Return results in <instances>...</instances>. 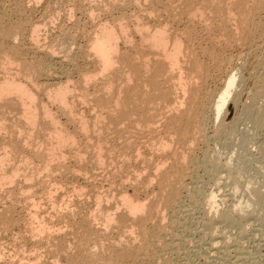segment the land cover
<instances>
[{"label": "bare ground", "instance_id": "bare-ground-1", "mask_svg": "<svg viewBox=\"0 0 264 264\" xmlns=\"http://www.w3.org/2000/svg\"><path fill=\"white\" fill-rule=\"evenodd\" d=\"M37 2H40L38 4L40 6V0H0V71L3 70L2 74L5 72L0 78V122L5 123L3 125L5 126L7 122L14 121V117L17 119L13 128L12 125H8L9 128H0V135L2 130L11 133L9 139L8 136L2 138L0 147L2 149L4 147V150L12 147L10 151L13 150L12 152L17 154L20 152V144L26 148H37L34 149V156L31 159L30 156L27 157L28 152H26L27 158L19 160L21 162L18 163L19 165L12 161V152L0 154V190L7 185L5 191L7 188L10 189V186L12 189L15 185L13 182L16 183L15 180H19V177L25 178L24 184L28 180V187H31L30 183L35 181V177L39 179L38 176H42L40 173L44 172L50 173L51 180L48 181L51 182L54 176L59 175L56 177L59 178L64 173L66 175L70 173L67 179H70L71 174L82 175L86 181L91 182L93 177L96 179L97 169L99 172H106V176H110L108 175L110 173L111 178H119L121 173L126 174L124 179H119H126L125 181L130 185L122 190L118 201L115 196L111 198L113 195L102 193L103 196H97L94 210H87L82 201L83 193L87 191L80 187L75 189V192L82 195L80 197L82 202L79 201L82 204L75 203L78 199L74 200L75 197L73 202L69 197L71 201H65L67 197H63V202L53 203L60 209L58 213L62 212L63 219L60 218L58 223L64 220L65 229L60 224L61 228L64 230L69 228L70 231L72 229L77 233V243L73 246H70V243V245L59 243L55 247V250L57 248L61 253L63 252L62 255H66V264H195L196 260H202L205 264H227L234 257L237 258L229 257L236 245L239 249L244 247V243L241 242L244 237L241 236L242 240H239V235L250 231L251 227L247 225L250 222L248 217L250 209L255 208L253 211L257 213L254 214L257 216L256 223L261 222L264 227V209L256 210V203L263 201V197L259 188L255 187V179L249 177L246 180L248 194L240 196L234 194L232 197L228 195L229 198L214 189L210 190L211 186L206 189L198 179L202 171L212 173L216 179L213 178L217 180L216 184L220 185L222 172L229 169L233 174L225 177L226 180L235 181L236 176V180L239 181L243 177L242 173L258 161L261 164L264 161L263 146L260 151L262 158H259L260 155L257 157L259 159L246 155L240 159L238 157L237 163L234 155L224 163L221 153L211 152L213 145L219 147L220 142L223 140L226 142V139L237 132L241 122L240 117L233 116L230 123H227V119L231 107L232 110L235 111L236 108L237 111L243 106L242 90L245 82L248 81L244 77V71L248 57L251 56H253L251 61L254 59L256 61L259 57L254 63L261 71L260 74L255 72L257 74L253 78L254 88L252 87L248 95L252 105H249L250 107L244 105V111L240 109L245 118L254 124L256 132H259L260 127L264 128V105H260L261 101L264 103V0H49L47 6L51 13L54 11L52 7L58 5L56 14L54 12L50 16V12L47 11L49 14H46L47 19L44 13L41 17L43 21L39 22L38 18L39 21L37 20L36 23L29 18L31 17L29 14V21L34 22H28L25 16L31 10L32 3ZM66 6L69 7L67 8L69 13L64 12ZM117 7L123 11L118 13L119 15H112V18L108 19L110 21L103 20L105 14L103 19L100 18L101 11L114 14L117 10L111 12ZM74 11L85 12L84 14L89 17V20L85 18L88 22H96L93 31L85 32L87 27L83 26L82 16L80 20L83 24L78 20L75 24L72 23L71 27L64 26L65 21L73 19ZM57 17L59 22H63L59 24L60 35L55 41L60 53L58 54L57 50L48 44L50 49L45 48L44 45L43 50L38 52L39 58L33 54L35 56L30 57L35 58L34 60L30 58L28 62L24 61L22 58L28 57H22L25 54L21 49L25 44L22 43L29 40L31 43L34 42L36 48L38 43L45 39L42 38L45 36L41 37L43 35L41 30H44L41 29L42 26H52V21H57ZM99 18L103 21L98 22ZM47 36L50 37L49 34ZM81 37L86 39L84 40L86 44L82 46L79 43ZM52 38L55 39L54 36ZM42 44L43 42L40 45ZM10 46L11 53H8L7 49ZM74 47L78 48L77 53L73 52ZM237 51L240 52V57L235 59ZM61 54L62 57L58 61ZM78 59L83 60V63L86 62L90 68L86 69L87 64H84L86 68L83 65L84 68H79ZM15 63L18 64L16 75L15 72L11 74ZM69 64L72 69H68ZM15 66L17 65L15 64L14 68ZM56 74L61 78H57L59 76L56 77ZM76 74H78L77 79ZM52 75L58 79L53 85L47 82H50ZM54 107L57 113L53 111ZM60 115L66 117V121H63ZM111 136L114 138L117 136L120 144L114 143ZM118 145L120 149L119 147L116 149ZM43 147L46 149L45 154L42 153ZM9 148L6 150L8 151ZM26 148L23 147V151ZM112 149L121 150L120 155L117 153L118 161L114 157L116 154L113 156L115 151L110 153ZM69 157L77 160L74 167L69 163L72 159ZM67 158L70 159L68 160L70 166L65 165ZM34 159L43 160L44 166L40 165V160L38 164L41 167L37 166ZM220 170L222 172H219ZM104 173L101 176L104 177ZM45 179L43 181L46 183L47 179L46 181ZM115 183L112 181L110 185ZM219 185L217 186L220 187ZM56 186L58 190L63 188ZM220 188V192L224 190ZM52 189L53 187L46 191L50 195L49 202L54 196ZM240 189L236 186L235 190L238 192ZM27 192L24 194L25 198H28L26 195L31 194ZM20 194L17 196L22 199ZM46 194L45 197L48 195ZM11 195L8 197L10 198ZM86 195L84 196L88 197ZM230 197L234 201L232 206L228 205ZM255 197H259L258 202L252 201ZM30 199V203L32 201L34 203L35 198ZM111 202L116 205L113 211L107 208V204ZM186 203H195L197 207L188 209ZM38 207L34 208L35 210L32 208L31 211H37L36 213L39 214ZM27 209L29 211L31 208ZM52 213L51 215L54 214ZM55 213L57 214L56 210ZM29 214L27 217L31 220L42 215H31L30 211ZM199 215L202 217L198 218ZM49 217L52 219L53 216ZM55 218L58 221L59 217L55 215ZM51 219L49 221H54V218ZM43 221L41 222L44 223ZM41 222L38 227L33 224L34 222L32 223L35 230L32 229L42 233L37 237V242L41 237L43 240L48 229L50 232L51 228L53 230V226L47 228L46 222L45 225ZM232 224L238 229L229 228ZM32 229L28 230L34 233ZM54 230L53 235L47 233L48 240L49 236L56 237L54 233L57 229ZM58 232L57 234L61 233L62 236V233H65L61 229ZM198 236L201 238L200 241L209 240L206 243L208 249L196 241ZM49 242L51 245L54 244L50 240ZM39 243L41 244L42 241ZM239 249L237 248L235 253H241ZM255 249L258 250L259 247ZM242 257V255L240 258L238 256V260H242L244 258ZM58 260H55V264L61 263Z\"/></svg>", "mask_w": 264, "mask_h": 264}, {"label": "rangeland", "instance_id": "rangeland-1", "mask_svg": "<svg viewBox=\"0 0 264 264\" xmlns=\"http://www.w3.org/2000/svg\"><path fill=\"white\" fill-rule=\"evenodd\" d=\"M41 1V4H40V6H38V4L40 3H36V4H33L32 3V8H31V10L30 11H28L27 12V15L25 16L27 19H28V22H31V21H33L34 23H36V21L38 20V18H39V22H42L43 20H42V15H44V13H45V15L48 13V12H50L49 10H48V6H47V4H49V0H45V1H47V2H44V1H42V0H40ZM45 4H46V6H45ZM34 5V6H33ZM37 7H36V6ZM55 6V5H54ZM58 6V5H57ZM56 6V7H57ZM62 6V5H61ZM92 6V5H91ZM94 6H96V5H94ZM56 7H52V9L54 8V11H53V13L55 12V14H56ZM47 10H46V9ZM69 7L68 6H66L65 7V10H64V12L65 13H67L69 10ZM128 8V7H127ZM50 9H51V5H50ZM119 9V10H118ZM121 8L119 7H117V9H115V10H113L111 13H113V12H115L116 10V12L114 13V14H110V12L108 13V12H103V11H101L100 13H102V14H99V12H98V14L101 16L102 15V17H100V18H102L103 19V16H104V14H105V16H104V21H107L109 18H112V15H114V16H116V15H119L120 14V12L121 11H123V10H120ZM126 9V8H125ZM46 10V12H44ZM128 10H129V8H128ZM130 10H132V9H130ZM33 11V12H32ZM48 11V12H47ZM133 11V10H132ZM31 12V13H30ZM39 12V13H38ZM52 12V11H51ZM50 12V16H52V14L53 13H51ZM79 11H74L73 13H74V15L72 16L73 17V19H76L75 21L73 20V19H71V21H70V19H68L67 21L69 22H67V21H65L64 23V26L66 27L67 25V27H71L73 24H75L78 20H80L81 18V16H82V21H84V25L83 26H86L87 28L85 29V32H87V31H89V32H91V31H93V28H95V25H96V22L95 23H92L93 21H89L88 22V20H89V17L86 15V14H84L83 12L81 13V12H79ZM69 13V12H68ZM77 13V14H76ZM107 13V14H106ZM117 13V14H116ZM119 13V14H118ZM29 14H30V16L31 17H29ZM33 14H35V15H33ZM75 14H76V17H74L75 16ZM78 14H80V15H78ZM82 14V15H81ZM33 15V16H32ZM47 15H49V14H47ZM47 15H46V19H47ZM64 15V14H63ZM109 15H111V16H109ZM83 16H84V20H83ZM32 18L33 20H30L29 21V18ZM79 17V19H77ZM106 17H108V18H106ZM85 18H88V20L87 19H85ZM100 18L98 19V22L99 21H103L102 19L100 20ZM48 19L49 20H51V18L50 17H48ZM53 19H56V18H53ZM72 20H73V22H72ZM80 20V21H81ZM86 20H87V22H86ZM37 21V22H38ZM81 21V23L83 24V22ZM108 21H110V20H108ZM32 22V23H33ZM53 22V24H52V26L51 25H48V27L49 28H51V29H48V27L47 26H44L43 24V26H42V28L41 29H44V30H46V29H48V31L50 32H48L47 30L46 31H44V30H41V33L43 34V35H41V37L42 36H45V37H42L44 40H46V41H44V40H42V38L40 39V40H42V41H40L38 44V46H36V48H38V50L35 48V45H33V43H31V41H29V40H27L25 43H22L23 45H24V47L22 46V44H21V49H23V53H25V54H23V56L22 57H28L27 59L26 58H22L24 61L26 60L27 62L29 61V60H31L32 58L30 57V56H32L33 54H35V55H37V57H38V52H41L40 50H43V47H44V45H46L45 46V48H49V45L51 46V48H55V50H57V53L59 54L60 52L58 51V49L56 48L57 47V45H55V44H57V42H55L56 41V38H57V36L58 35H60V26L61 25H59V24H63V22H59V18L57 17V21L55 20H53L52 21ZM55 22V23H54ZM56 22H59V23H56ZM86 22V23H85ZM71 23V24H70ZM73 23V24H72ZM90 23H92V24H90ZM85 24H87V25H85ZM95 24V25H94ZM58 25V26H57ZM91 25V26H90ZM57 26V27H56ZM93 26V27H92ZM54 27V28H53ZM90 27H91V30H90ZM56 28V29H55ZM59 28V29H58ZM85 28V27H84ZM55 29V30H54ZM57 30V31H56ZM59 30V31H58ZM51 31H53V32H51ZM44 32V33H43ZM57 34H56V33ZM58 32H59V34H58ZM88 32V33H89ZM45 33H47V34H49V36L50 37H48L47 36V34L45 35ZM87 33V34H88ZM54 36L55 37V39L54 38H52V37ZM47 37V38H46ZM50 40H49V39ZM82 39V41L80 40V46H82L83 44L85 45L86 44V39H85V37H81ZM48 40V41H47ZM53 40V41H52ZM85 40V41H84ZM12 41H14V40H12ZM50 41V42H49ZM51 41H52V44H51ZM43 42V46L42 45H40L41 43ZM45 42V43H44ZM46 42H48V43H46ZM53 42H55V43H53ZM16 43V42H15ZM14 43V44H15ZM29 43H31V44H29ZM27 44V45H26ZM49 44V45H48ZM16 45H19L18 43H16ZM30 45V46H29ZM37 45V44H36ZM47 45H48V47H47ZM55 46V47H52V46ZM34 48H32V47ZM25 47H26V49H25ZM31 47V48H30ZM39 48H41V49H39ZM30 49H33V50H30ZM50 49V48H49ZM74 50H73V52L75 53H77V47H76V49H75V47L73 48ZM27 50V51H26ZM30 50V51H29ZM7 51H8V53H11V46L7 49ZM32 51H34V53L32 52ZM37 51V53H35ZM242 51V50H241ZM32 53V54H31ZM56 53V54H57ZM237 53V55H235V59H237V57H240L239 56V54H240V52H235V54ZM29 54V55H28ZM55 54V55H56ZM57 54V55H58ZM26 55V56H25ZM28 55V56H27ZM35 55H33L32 57H34ZM56 55V56H57ZM59 56V55H58ZM57 56V57H58ZM40 57V56H39ZM38 57V58H39ZM62 57V54H61V56L59 57V60H58V58H57V60L58 61H60V58ZM31 58V59H30ZM254 58H256V57H254ZM259 58V57H258ZM257 58V59H258ZM35 58H33L32 60H34ZM253 59V56H251V57H248V62H250V63H248L247 61V63H246V69H245V71L247 72H245L244 71V77H245V79H248V81L247 82H245V84H244V87H243V90H242V92H243V95H242V111H244V107L245 106H248V107H250L249 105H252L251 104V101L249 100V92L254 88V84H255V79H253L254 78V76L258 73V74H260V71L261 70H258L259 68L257 67V64H255L256 63V61H257V59H256V61H255V59L253 60V61H251ZM80 60V61H79ZM78 63L79 64H77V65H79V68H81L82 67V65L84 66V64H87L86 62H84L83 63V60H81V59H78ZM254 61H255V63H254ZM31 62V61H30ZM241 62V61H240ZM251 62H252V64H251ZM17 65V66H15V68H14V65ZM13 66H12V73L11 74H13V72H15V74L14 75H16L18 72V68H16V67H18V64L17 63H15ZM81 64V65H80ZM238 64H240L239 62H238ZM250 64H251V66H250ZM68 65V64H67ZM67 65H65V67L67 66ZM249 65V66H248ZM59 66V65H58ZM248 66V67H247ZM69 67L70 68H68V67H66V69L68 68V69H72V67H71V64H69ZM85 68H86V66H84ZM84 67H82V68H84ZM256 68V70H255V68ZM90 68V66L88 67V64H87V68L86 69H89ZM248 68V69H247ZM254 68V69H253ZM9 69V68H8ZM16 69V70H15ZM2 70V69H1ZM15 70V71H14ZM3 71V70H2ZM2 71H0L1 73H0V78L1 77H3V74L5 73H3L2 74ZM255 72H257V73H255ZM253 73V74H252ZM251 75V76H250ZM54 75H52L51 77H52V79H51V77H50V82L49 81H47L48 83H50L51 85H53V84H56L57 82H58V79L57 78H61V76L59 75V74H56L55 76L57 77V76H59V77H53ZM249 76V77H248ZM77 77H78V74H76V76H75V78L77 79ZM57 79V80H56ZM249 79H251V80H249ZM56 80V81H55ZM52 82V83H51ZM54 82H56V83H54ZM251 82V83H250ZM47 84V83H46ZM251 87V88H250ZM253 87V88H252ZM250 102V103H249ZM244 103V104H243ZM248 103V104H247ZM261 103H263V101H261L260 102V105H264V103L263 104H261ZM245 105V106H244ZM259 105V106H260ZM55 106V105H54ZM56 107H54V109H53V111L54 112H56L57 110L55 109ZM237 109V111H236V108H235V111L234 110H232L233 108L231 107L230 108V114H229V116H228V119H227V123H230L231 122V120H233V118L234 117H240V119H241V122L239 123V125H238V128H237V132H235V134H234V136H231L230 138H228V139H226V142L223 140L222 142H220L221 144L219 145V147L217 146V148H216V146H212L211 148V152L212 153H214V154H218V153H221V157H222V161L225 163V161H227L228 159H229V157L230 156H232V155H234L235 156V162L237 163V161H238V157H239V159L240 158H243V157H245L246 155L248 156V155H250L249 157L251 158H257V157H259V155H260V157L259 158H262V156H261V150H262V146L264 147V128L263 127H260V130H258L259 132H256L257 130H254V124H252V122H250V121H248L246 118H245V116L243 115L244 113L243 112H241V109ZM56 110V111H55ZM57 113V112H56ZM241 115V116H240ZM61 116V115H60ZM234 116V117H233ZM62 118H63V116H61ZM231 117V118H230ZM15 119V120H14ZM14 121H15V123L17 122V119H16V117H14ZM66 117L65 118H63L62 120L64 121H66ZM14 121H12V122H10V123H6V125L5 126H3L5 123H3L2 124V122H0V128L1 127H4V128H9V126L8 125H12V128H13V125H14ZM264 126V125H263ZM263 128V129H262ZM12 130V129H11ZM254 132V133H253ZM250 134L251 135H253L254 134V136H250ZM4 135V136H3ZM1 137H0V146H2L1 145V142H2V138L4 137H7L8 139L11 137V133H10V131H5V130H2V132H1V135H0ZM115 136V135H114ZM112 138H113V140H114V143H117V144H120L118 141H119V138L117 137H113V136H111ZM251 137H253V138H251ZM12 138H14V137H12ZM234 139V140H233ZM116 141V142H115ZM121 142V141H120ZM230 143V144H229ZM223 144H224V146H223ZM21 146L20 147H22V148H20L19 147V149H20V152L17 154V153H14V152H12V151H10V149L12 148V147H5L6 149H8L9 148V150L7 151L6 149V152H5V150H4V147H3V149H2V151H1V153L0 154H2V153H7V152H12V154H14V155H12L11 154V158H13L12 159V161H14V163L16 164V165H19L18 163H21L20 161H22L21 159H23L24 157L25 158H29V156H30V158L29 159H31V158H33V153H34V149H36L37 150V148H32V147H25V146H23V144H20ZM261 146V147H260ZM23 147L24 148H26V150L25 151H23L24 149H23ZM119 147V148H118ZM242 147V148H241ZM29 148H32V149H30L29 150ZM120 149L121 147L118 145L117 147H116V149ZM244 148V149H243ZM261 148V149H260ZM43 150H42V153H46V149H45V147H43L42 148ZM116 149H112V151L110 152V153H112L113 152V150L115 151V152H113V156L116 154V156H114L115 157V159L118 161V159H119V156H117L118 154L120 155V151L118 150H116ZM217 149V150H216ZM4 150V151H3ZM22 150V151H21ZM32 150V151H31ZM40 150H41V148H40ZM244 150V151H243ZM31 151V152H30ZM117 151V152H116ZM25 154H24V153ZM26 152H28L27 153V155H26ZM234 152V153H233ZM259 152V153H258ZM22 153V154H21ZM118 153V154H117ZM32 154V155H31ZM236 154V155H235ZM238 155V156H237ZM14 156L17 158H14ZM20 156V157H19ZM27 156V157H26ZM112 156V154H111V157H113ZM35 158V157H34ZM70 158V157H69ZM67 158V163H66V161H65V165H67V166H70V164L74 167V165H76L75 163H76V161L77 160H75L74 158ZM118 158V159H117ZM259 158H257V159H259ZM16 159V160H15ZM20 160V161H19ZM38 160H40V159H37L36 161H35V159H34V162H35V164L38 166L40 163V165H42V167L44 166V161L43 160H40V163H39V161ZM68 160H70L71 162H69L68 163ZM72 160H74V161H72ZM16 161H17V163H16ZM242 161V160H241ZM263 161V160H262ZM74 162V163H73ZM119 162H121V160L119 161ZM39 163V164H38ZM43 163V164H42ZM258 163H259V161H258ZM255 163L254 165H252L251 167H250V169L249 170H247L246 172H244V173H242L243 174V177L241 178V180H239V181H237L236 180V176H235V181L232 179V180H230L229 182L226 180L227 178H225V177H227L228 175L230 176V175H232L233 174V172H230L231 170H225V171H219V172H222L223 174L220 176L221 178H222V182H220L221 184L219 185V184H216L217 183V180H215L216 178H215V175L214 174H212V173H206V172H204V171H202L199 175H200V177H202V178H200L199 177V179L198 180H200V183H203V186L206 188V189H208L210 186V190L211 189H214V190H216V191H218V193H220L222 196H231L232 197V195H236V196H240V195H246V194H248V192H249V190H248V188H247V186H246V180L249 178V177H252L253 179H255V187L258 189L259 188V190H260V192H261V197H263V201H259V197H255V198H252V201H254V202H258L259 201V203H256V210H257V208H258V210L257 211H259L261 208L262 209H264V203H262V202H264V185H263V183H264V161L262 162V164L261 163ZM39 165V167H41ZM260 166L262 167V168H260ZM111 168V167H110ZM112 169V168H111ZM226 169V168H225ZM97 171L99 172V170L97 169ZM96 171V172H97ZM100 171H102V170H100ZM110 171V170H109ZM43 172V171H42ZM68 172H70V171H68ZM98 172H97V174H96V179H94L95 177H93L92 179H91V182H89V180L88 181H86V178L85 177H83L82 175V177L81 176H75V175H73V174H71L72 176H70V179H67V178H69L68 176L70 175V173H67V175H66V173H64L63 175L61 174L60 175V177L59 178H56V177H58L59 175H57V176H52L53 177V182H51V181H48V180H51V176H50V173H48V172H46L47 174H48V177H46L47 176V174H45V172L44 173H40V174H42V176H38V178L39 179H37V177H35L36 179H34L33 181L35 182H31L30 183V186L31 187H28L29 186V183L27 184V182H28V180L26 181V184H24L25 182V178L24 177H19V180L21 179V178H23L22 180H20L21 182L19 183V180L17 179V180H15V181H17L19 184H20V186L18 185V183L16 182H13L15 185L12 187V189H11V186H10V189H8L7 188V191H5L6 189H5V187H8V185L7 186H5L2 190H0V192L2 191V193H0V194H2V197L0 198V264H26L27 262H28V264H36V261H37V264H38V262L39 261H41L42 259L44 260V261H41L40 262V264H44L43 262H45L46 264H55V260L57 261L58 259V261H60L61 263L60 264H66V260H67V257H65L64 255H62V253H61V251H59V249H57L56 248V250H55V247H57V244H59V243H64V244H69L70 246H73L75 243H77V239H76V237H77V233H76V231L75 230H72L71 229V231L69 230V228L68 229H66V230H64L65 228H64V225H65V223L63 222V221H60V223H58L59 222V220H60V218L62 217V215H61V211H60V214L58 213L59 212V210L60 209H58V208H56L55 207V204L56 203H61V202H63L64 200L66 201V200H68V201H71L72 200V202L75 200V199H77V201H75V203H80V202H82L83 201V204H84V207L87 209V210H94V208H95V204H96V202H97V196L99 195V197H100V195L101 196H103V194L105 195V194H109L110 196H112L113 195V197H111V198H114V196H115V199H117L116 201H118L119 200V198H120V196H121V192H123L122 190H125L126 189V187H129V185H128V183L125 181V180H123L124 179V176L126 177V174L124 175V173H121L120 175H119V178H123V179H119L118 177H112L111 178V174L109 173L108 174V171H107V174L108 175H110V176H106V172L104 173V172H99L100 173V175L98 174ZM111 172H112V174H113V170H111ZM0 173H1V169H0ZM102 173H104L105 175H104V177L103 176H101L102 175ZM232 173V174H231ZM43 174H45V175H43ZM226 174V175H225ZM39 175V174H38ZM64 175H65V177H64ZM80 175V174H79ZM205 175V176H204ZM213 175V176H212ZM245 175V176H244ZM43 176H45L44 177V179L46 178L47 179V181H46V179H45V181H46V183L43 181L44 179L42 178ZM50 176V177H49ZM63 176V177H62ZM97 176H100L101 178H99V177H97ZM123 176V177H122ZM62 177V178H61ZM79 177H81L82 178V180H81V178H79ZM107 177V178H106ZM111 179H110V178ZM209 177V178H208ZM215 179H214V178ZM224 177V178H223ZM67 180H66V179ZM208 178V179H207ZM41 179H42V181H41ZM54 179H56V180H54ZM59 181H58V180ZM77 181H76V180ZM84 179H85V181H84ZM100 179H102V180H100ZM112 180L113 182H116L114 185H110V183H112V181H107V180ZM40 180V181H39ZM62 180V181H61ZM78 180H79V182H78ZM81 180V181H80ZM126 182L127 183V185H125L124 184V182ZM203 180V181H202ZM213 180V181H212ZM39 182V183H37V182ZM63 181H64V183H63ZM95 183H94V182ZM232 181V182H231ZM42 182V183H41ZM52 184H51V183ZM57 184H59L58 186H61V187H63L62 189H65V190H63L64 191V193H63V191H62V189L61 190H58V188H55V186L56 185H54L55 183ZM72 182V183H71ZM86 182V183H85ZM121 182V183H120ZM215 182V183H214ZM234 182V183H233ZM22 183V184H21ZM49 183V184H48ZM54 183V184H53ZM230 183V184H229ZM11 185H12V183H10ZM37 184V185H36ZM41 184H43L42 186H41ZM46 184V185H45ZM48 184V185H47ZM62 184V185H61ZM120 184V185H119ZM223 184V185H222ZM234 184V185H233ZM23 185H25V186H27V187H25V186H22ZM33 185V186H32ZM35 185V186H34ZM85 185V186H84ZM103 185V186H102ZM110 185V186H109ZM116 185H117V187H116ZM121 186V188L119 187V186ZM125 185V186H124ZM207 185V186H206ZM217 185H219L220 187H222V188H220V187H218ZM225 185H227V186H225ZM17 186V187H16ZM58 186H56V187H58ZM79 186V187H78ZM124 186V187H123ZM233 186V187H232ZM236 186H239V188H241L238 192H236ZM18 187H19V189H21L22 190V192L23 191H25L24 193H22L21 192V190H20V192H21V194H20V192H18L19 191V189H18ZM33 187V188H32ZM42 187V188H41ZM45 187H48L47 189L45 188ZM53 187V191H54V193H53V195L55 196H53V195H51V197L53 196V198H52V201H50L49 202V200H51V199H49V194H48V192H46V191H48L49 189H51V188ZM75 187V188H74ZM80 187H82V188H84L85 189V191H87V193H83V196L84 195H88V197H83L82 195H80V194H78V192H75L76 190L75 189H77V188H80ZM116 187V188H115ZM123 187V188H122ZM218 187V188H217ZM24 188V189H23ZM34 190H32V189ZM45 188V189H44ZM60 188V187H59ZM93 188V189H92ZM110 188V189H109ZM125 188V189H124ZM219 188L220 189H224V190H221V192H220V190H219ZM5 189V190H4ZM18 189V190H17ZM29 189V190H28ZM67 189V190H66ZM109 189V190H108ZM127 189H129V188H127ZM226 189V190H225ZM4 190V191H3ZM10 192H9V191ZM12 190V191H11ZM30 190H32V191H30ZM43 190H45V191H43ZM74 190V191H73ZM114 190H116V191H114ZM235 190V191H234ZM15 191H17V192H15ZM27 191H29V192H31V194H29V195H26V196H28V198L26 197L25 198V193L27 194L28 192ZM55 191H56V194H55ZM60 191V192H59ZM109 191V192H108ZM111 191V192H110ZM129 191H132L131 189H129ZM8 192V193H7ZM13 192H15V193H13ZM43 192V193H42ZM73 192H75V193H73ZM84 192V191H83ZM115 192V193H114ZM223 192H224V194H223ZM241 192V193H240ZM5 193H7L6 195H3V194H5ZM10 193V194H9ZM17 193V194H16ZM48 195H47V194ZM57 193H59V194H57ZM68 193V194H67ZM103 193V194H102ZM111 193V194H110ZM232 193V194H231ZM236 193H239V194H236ZM12 194V195H11ZM15 194H16V196H15ZM18 194H20L21 195V197H22V199L19 197V196H17ZM44 194H46L47 196L45 197V195ZM68 196H67V195ZM75 194V195H74ZM79 195V197H77L78 195ZM119 194V195H118ZM130 194H133L132 192H130ZM227 194V195H226ZM9 195H11L10 196V198L8 197ZM23 195V196H22ZM32 195V196H31ZM62 195V196H61ZM71 195V196H70ZM86 195V196H87ZM117 195V196H116ZM16 198H15V197ZM31 196V197H30ZM82 196V199L80 198ZM95 196V197H94ZM229 196H228V198H229ZM48 197V198H47ZM63 197L65 198V197H67V198H65L64 200H63ZM71 199H69V198ZM75 197V198H74ZM230 197V199L231 200H229V202H228V205L229 206H232V204H234L233 202V199ZM13 198V199H12ZM24 198V199H23ZM30 198H32V200H34V198H35V200H34V203H36L35 205H33L34 203H33V201L30 203ZM37 198H38V200H37ZM73 198H74V200H73ZM80 198V199H79ZM90 198V199H89ZM143 198H145V197H142V199ZM11 199H12V201H11ZM18 199H19V201H18ZM20 199H21V201H20ZM27 199H29V201L26 200ZM53 199H56V200H53ZM60 199V200H59ZM88 199V200H87ZM236 199L237 198H235V201H236ZM17 200V201H16ZM25 200V201H24ZM58 200V201H57ZM80 200H82V201H80ZM86 202H85V201ZM2 201V202H1ZM16 201V202H15ZM54 201V202H53ZM57 201V202H56ZM80 201V202H79ZM90 201V202H89ZM233 201V202H232ZM15 202V203H14ZM27 202H29L28 204H27ZM49 202V203H48ZM51 202H52V204H51ZM115 202V201H114ZM114 202L112 203H110L109 205L107 204V206H105V207H107V208H109L110 210H114V209H116L115 207H116V205L114 206ZM231 202V203H230ZM6 203V204H5ZM53 203H55V204H53ZM261 203V204H260ZM13 206H12V205ZM41 204V205H40ZM80 204H82V203H80ZM187 205H188V209H196V207H197V205L195 204V203H186ZM195 204V205H194ZM263 204V205H262ZM29 205V206H28ZM33 205V206H32ZM37 205V206H36ZM38 205H40V207H38ZM45 205V206H44ZM54 205V206H53ZM88 205V206H87ZM191 205V206H190ZM259 205V206H258ZM263 207H262V206ZM16 206V207H15ZM21 206V207H20ZM28 206V207H27ZM32 206V207H31ZM36 206V207H35ZM52 206H53V208H52ZM82 206V205H81ZM194 206V207H193ZM6 209H5V208ZM10 209V213H9V209ZM31 208L29 211L31 212V215H34V214H37L35 211H31L32 210V208L34 209V208H37L38 207V209H36V210H38V213L39 214H37V215H40V214H42L45 218H43V216L42 215H40L39 217L40 218H36V219H34V220H31V218L30 219H28V217L27 216H29L30 214H29V211H28V209L27 208ZM44 207H45V209H44ZM89 209H88V208ZM191 207V208H190ZM23 208V209H22ZM91 208V209H90ZM260 208V209H259ZM48 209V210H47ZM56 210V212H57V214L55 213V210ZM255 209V208H254ZM253 208L252 209H250L249 210V213H250V215L248 216V217H250V222L249 223H247V225H249V227H251L250 228V231L248 230V231H246L245 233L247 234H243V235H239L238 233H236V236H240V238H241V236H242V238L244 237V239L242 240V238L240 239L239 238V240H242L241 242L242 243H244V247L243 248H240L239 249V246L238 245H233V247L235 246L236 248H234V253L232 252V253H230L231 254V256L229 257L230 259L231 258H233L234 256H236L237 258H233V259H231L230 261L231 262H235V263H238V262H240V263H248V264H264V227H263V225H262V223L261 222H257L256 223V217L257 216H255V215H257V213L256 212H254L253 210H254ZM11 210L13 211V210H15V211H13V212H11ZM18 210V211H17ZM28 212H27V211ZM35 210V209H34ZM54 212H53V211ZM5 211V212H4ZM199 211H201V210H199ZM4 212V213H3ZM35 212V213H34ZM54 214H53V213ZM9 213V214H8ZM51 213L53 214V215H51ZM28 214V215H27ZM255 214V215H254ZM37 215H35V216H37ZM53 216L52 217V219L54 218V221L49 217V216ZM55 215H56V217L58 218V221H57V219L55 218ZM57 215H59V216H57ZM61 215V216H60ZM201 215V214H200ZM199 215V217L198 218H200V217H202V216H200ZM254 216V217H253ZM23 217H25V218H23ZM42 217V218H41ZM53 221V223H52V221H49L50 219ZM25 219V220H24ZM27 219H28V221L30 220L34 225H39V223L41 222V221H43V220H45V221H43L44 223L46 222V227L48 228V226H49V228L50 227H52L53 226V230L55 229H57L56 230V232L54 233V235H56V237L54 238L53 236H49L50 238H49V240L51 241V243H54L53 245H54V247H53V245H51L50 244V242H49V240H48V235H49V233H50V235H53V233H52V228H51V232H50V229H48V231H47V233H48V235H47V233L45 234V237H44V234H43V237L44 238H46V239H44L43 238V240L45 241H43V240H41L42 239V237L41 238H39V242H41L42 241V245L39 243V242H37L36 240H38V238L37 237H39L40 235H42V233L40 234L39 232H36V231H34L35 230V228L33 227L34 225H32V223H30V221L28 222L27 221ZM41 220V221H39V220ZM43 219V220H42ZM47 219H48V221H47ZM55 219H56V221H55ZM61 219H63V218H61ZM3 220V221H2ZM36 220H38V221H36ZM38 222V224H36V222ZM255 222V224L253 225V223ZM42 223V222H41ZM44 223H42L43 225H45ZM49 223L51 224V225H49ZM56 223H58V224H56ZM41 224V226H43ZM55 224V225H54ZM60 224H61V226L63 225V228H61V226H60ZM251 224V225H250ZM31 225V226H30ZM235 224H232V225H229L230 227L229 228H235V226H234ZM28 226V227H27ZM40 226V225H39ZM56 226V227H55ZM60 226V227H59ZM233 226V227H232ZM26 227H27V229H26ZM30 227V228H29ZM38 227V226H37ZM36 227V228H37ZM45 227V226H44ZM55 227V228H54ZM57 227H59V229H61V230H63V232H67L66 233V236H68L67 234H69V236L68 237H66L65 236V233H62L63 234V236H65L66 237V239H65V237H64V239H63V236L61 235V233L60 234H57V232H58V228ZM256 227V228H255ZM32 228H34V230L32 229ZM28 229H32V231L35 233V235L37 234V236L35 237V235H34V233H32L30 230H28ZM236 230L238 229V227L237 228H235ZM234 229V230H235ZM249 229V228H248ZM253 229V230H252ZM54 230V231H55ZM70 232H69V231ZM60 232H62V231H60ZM52 233V234H51ZM59 233V232H58ZM72 233H74V234H72ZM33 234V235H32ZM47 235V236H46ZM60 235V236H59ZM72 235V236H71ZM246 237H245V236ZM249 235V236H248ZM254 235V236H253ZM255 235H256V237H255ZM20 236L22 237V238H20ZM57 236H59L60 238H61V240H60V238L58 237L57 238ZM75 236V237H74ZM238 236V237H239ZM35 237V240H33V238ZM71 237V238H70ZM248 237V238H247ZM253 239H252V238ZM37 238V239H36ZM57 238V239H56ZM68 238V239H67ZM21 239H22V241H21ZM54 239H56V240H54ZM75 239H76V242H74L75 241ZM248 239H249V241H248ZM48 240V241H47ZM67 242V243H65V241ZM72 240V241H71ZM201 240V238L198 236V237H196V241L199 243V244H201L202 245V247L204 246V248L205 249H208V244L206 245V243H208L209 242V240H204V239H202V241H200ZM57 241H59V242H57ZM61 241V242H60ZM70 241V242H69ZM245 241V242H244ZM20 242V243H19ZM37 242V243H36ZM56 242V243H55ZM39 243V244H38ZM44 243H46V244H44ZM255 243V244H254ZM20 244V245H19ZM48 244V245H47ZM56 244V245H55ZM256 244H257V246H256ZM47 247H45V246ZM51 245V246H50ZM200 245V246H201ZM39 246V247H38ZM42 246V247H41ZM49 246V247H48ZM238 246V247H237ZM256 246V247H255ZM5 247V248H4ZM51 247V248H50ZM52 247H53V250H51L52 249ZM232 247V248H233ZM253 247V248H252ZM259 247V249L257 250V249H255V248H258ZM26 248V249H25ZM41 248V249H40ZM46 248V249H45ZM231 248V249H232ZM237 248L239 249L238 251L239 252H241V253H239V254H237V253H235V252H237L236 250H237ZM242 249V250H241ZM248 249V250H247ZM18 250V251H17ZM20 250V251H19ZM25 250V251H24ZM40 250V251H39ZM51 250V251H50ZM233 250V249H232ZM247 250V251H246ZM36 251V252H35ZM38 251V252H37ZM42 251V253H39V252H41ZM49 251V252H48ZM54 251H56V252H54ZM231 251V250H230ZM257 251V252H256ZM45 254H44V253ZM48 252V253H47ZM51 252H53V253H51ZM57 252H59V253H57ZM29 253V254H28ZM35 253H37V254H35ZM38 253H39V255H38ZM55 253V254H54ZM57 253V254H56ZM245 254V256H244V254ZM249 253V254H248ZM13 254H15V255H13ZM20 254V255H19ZM25 254V255H24ZM52 254V255H51ZM53 254H54V256H53ZM58 254H60V255H58ZM65 254V253H64ZM233 254H235V255H233ZM237 254V255H236ZM12 255V256H11ZM38 257H37V256ZM40 255H41V257H40ZM241 255L244 257H242L243 259L242 260H238V256H239V258L241 257ZM32 256V257H31ZM44 256V257H43ZM57 256V257H56ZM58 256H60V257H58ZM233 256V257H232ZM7 257V258H6ZM16 257V258H15ZM34 257V258H33ZM36 257V258H35ZM39 257L41 258L40 260H39ZM43 257V258H42ZM52 257V258H51ZM247 257V258H246ZM251 257V258H250ZM45 258V259H44ZM53 258H54V260H53ZM57 258V259H56ZM228 258V259H229ZM35 261H33V260ZM66 259V260H65ZM246 261H245V260ZM25 260H26V262H25ZM28 260H30V261H28ZM39 260V261H38ZM54 261V263H53V261ZM234 260H237V262L236 261H234ZM244 260V261H243ZM247 260L249 261V262H247ZM31 261H32V263H31ZM199 261V262H198ZM204 261V260H203ZM242 261V262H241ZM252 261V262H251ZM34 262V263H33ZM202 260H196V262H195V264L197 263V264H203L204 262H202ZM231 262H228L227 264H231ZM263 262V263H262ZM57 263V262H56ZM232 263V264H233ZM59 264V263H58ZM205 264V263H204Z\"/></svg>", "mask_w": 264, "mask_h": 264}]
</instances>
